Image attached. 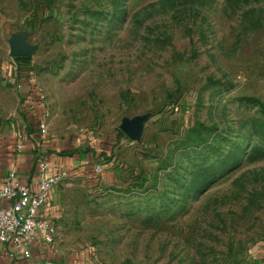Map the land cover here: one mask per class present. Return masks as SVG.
<instances>
[{"label":"rangeland","instance_id":"1","mask_svg":"<svg viewBox=\"0 0 264 264\" xmlns=\"http://www.w3.org/2000/svg\"><path fill=\"white\" fill-rule=\"evenodd\" d=\"M19 83L49 109L36 153L72 152L64 243L94 264H264V0H0L1 127L25 126Z\"/></svg>","mask_w":264,"mask_h":264},{"label":"built area","instance_id":"2","mask_svg":"<svg viewBox=\"0 0 264 264\" xmlns=\"http://www.w3.org/2000/svg\"><path fill=\"white\" fill-rule=\"evenodd\" d=\"M18 88L24 92L23 97L27 98L24 104L25 109L33 114H35L34 104L31 98L33 93H36L38 102L42 106L37 128L39 136H42L45 133L49 109L46 104L41 102L38 93L33 89V84L29 83L25 87L24 84L19 83ZM18 133L15 149L21 151L26 133L25 131ZM39 139L41 138L39 137ZM35 156V169L32 162L28 166L29 170H36L35 186L29 183L28 178L20 177L16 168L9 171L0 186V202L5 204L0 208V244L10 249L11 257L21 256L27 260L32 258L31 248L37 238L41 237L46 243L53 241L54 225L50 218L42 216L41 212L58 182L69 173L68 169H58V166L53 165L46 156L39 153H36ZM94 170L96 173L101 171L100 167H96ZM30 264L50 263L45 260H32Z\"/></svg>","mask_w":264,"mask_h":264},{"label":"crops","instance_id":"3","mask_svg":"<svg viewBox=\"0 0 264 264\" xmlns=\"http://www.w3.org/2000/svg\"><path fill=\"white\" fill-rule=\"evenodd\" d=\"M23 123L25 124V121ZM22 129L23 127L20 126L19 121L13 123L9 122V125L5 127L0 126V186L3 184L9 171L13 168L18 170L20 177H24V179L28 178V180H30L29 183L35 186L34 178L36 176V170L32 171L28 169L29 163H31L34 158L33 150H35V148L32 144L26 142L24 143L23 150L17 151L15 149L18 142L16 136ZM34 135L41 138L38 130L34 132ZM53 143H56V140H54ZM53 143L46 144L47 147L45 148H56L54 147L56 145ZM43 150L45 151V149ZM46 156L51 159L48 158L52 164L58 166V169H68L66 163L68 156H60L52 153L50 156L48 154ZM53 192L41 212V215L50 218L54 225L53 241L51 243H46L41 237L37 238L31 248L32 258L30 260L24 259L21 256L11 257L9 255L10 249L0 244V264H30L32 260H45L50 264H94L88 252L76 249L75 246L64 243L61 237H59L60 231L57 222L61 215L59 211H57L56 197ZM4 205V203L0 202V208Z\"/></svg>","mask_w":264,"mask_h":264},{"label":"trees","instance_id":"4","mask_svg":"<svg viewBox=\"0 0 264 264\" xmlns=\"http://www.w3.org/2000/svg\"><path fill=\"white\" fill-rule=\"evenodd\" d=\"M29 58L28 57H24V56H20V57H16L15 60L17 62H26ZM33 92V89H32ZM31 100L33 101V108H34V113L30 112L28 109H25L24 111H21L22 113H20V115L24 118V121H26V125L23 127L22 131H25L26 133V137L24 139V143H29L32 144L34 148H36L38 146V144L40 143L41 139H39L38 136L34 135V132L37 130L38 128V123L40 120V111L42 109L41 104L38 102L39 99L36 96V93H33V97L31 98ZM21 101H23L24 103L27 101L26 97H22ZM25 107V106H24ZM34 152V158L32 160L33 163V168L35 169L34 165H35V159H36V150H33ZM58 155L60 156H67L68 154L72 155V152H66V150H61L57 152ZM102 155V154H99ZM93 171V170H92ZM93 173H95L93 171Z\"/></svg>","mask_w":264,"mask_h":264},{"label":"water","instance_id":"5","mask_svg":"<svg viewBox=\"0 0 264 264\" xmlns=\"http://www.w3.org/2000/svg\"><path fill=\"white\" fill-rule=\"evenodd\" d=\"M32 48H28L24 45L23 40H14L10 43V55L18 57V56H30L32 53ZM133 126H135V133L139 131L140 124L138 122H134Z\"/></svg>","mask_w":264,"mask_h":264}]
</instances>
